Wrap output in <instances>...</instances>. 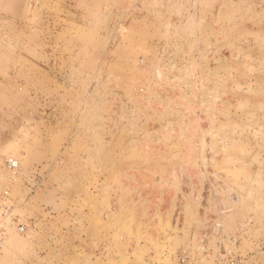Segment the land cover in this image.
I'll list each match as a JSON object with an SVG mask.
<instances>
[{
    "label": "rangeland",
    "instance_id": "374dc122",
    "mask_svg": "<svg viewBox=\"0 0 264 264\" xmlns=\"http://www.w3.org/2000/svg\"><path fill=\"white\" fill-rule=\"evenodd\" d=\"M0 264H264V0H0Z\"/></svg>",
    "mask_w": 264,
    "mask_h": 264
},
{
    "label": "built area",
    "instance_id": "2783aa9c",
    "mask_svg": "<svg viewBox=\"0 0 264 264\" xmlns=\"http://www.w3.org/2000/svg\"><path fill=\"white\" fill-rule=\"evenodd\" d=\"M5 164L10 170H14L18 166V162H17V160L14 157L6 158Z\"/></svg>",
    "mask_w": 264,
    "mask_h": 264
}]
</instances>
